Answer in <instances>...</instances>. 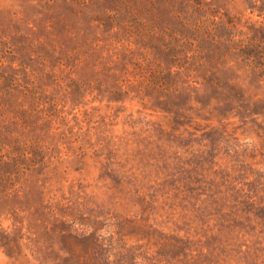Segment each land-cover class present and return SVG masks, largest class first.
I'll use <instances>...</instances> for the list:
<instances>
[{
  "label": "rangeland",
  "instance_id": "rangeland-1",
  "mask_svg": "<svg viewBox=\"0 0 264 264\" xmlns=\"http://www.w3.org/2000/svg\"><path fill=\"white\" fill-rule=\"evenodd\" d=\"M0 264H264V2L0 0Z\"/></svg>",
  "mask_w": 264,
  "mask_h": 264
},
{
  "label": "trees",
  "instance_id": "trees-1",
  "mask_svg": "<svg viewBox=\"0 0 264 264\" xmlns=\"http://www.w3.org/2000/svg\"><path fill=\"white\" fill-rule=\"evenodd\" d=\"M260 1L264 2V0H260Z\"/></svg>",
  "mask_w": 264,
  "mask_h": 264
}]
</instances>
